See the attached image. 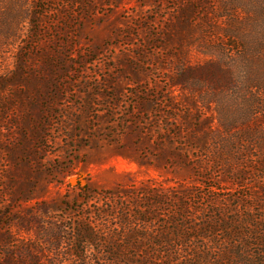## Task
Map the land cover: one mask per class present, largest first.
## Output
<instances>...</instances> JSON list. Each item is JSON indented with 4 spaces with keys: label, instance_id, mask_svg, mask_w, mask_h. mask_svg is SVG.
<instances>
[{
    "label": "trees",
    "instance_id": "obj_1",
    "mask_svg": "<svg viewBox=\"0 0 264 264\" xmlns=\"http://www.w3.org/2000/svg\"><path fill=\"white\" fill-rule=\"evenodd\" d=\"M171 3L172 14H155L144 26L145 43L162 54L157 69L166 70L164 86L131 95L141 98L136 105L145 121L137 123L157 141L156 161L185 171L190 181L116 183L100 191L78 181L77 197L88 212L70 226L65 218L48 226L41 219L40 244L4 239L0 264H264V73L246 78L264 39L244 34L245 15L264 29V0ZM42 12L30 10V25ZM192 52L204 58L191 61ZM20 75L3 79L0 91L26 79ZM141 159L140 165L153 163ZM203 190L215 198L201 196ZM39 211L49 212L43 201ZM11 225L0 222V229Z\"/></svg>",
    "mask_w": 264,
    "mask_h": 264
},
{
    "label": "rangeland",
    "instance_id": "obj_2",
    "mask_svg": "<svg viewBox=\"0 0 264 264\" xmlns=\"http://www.w3.org/2000/svg\"><path fill=\"white\" fill-rule=\"evenodd\" d=\"M110 1L0 0V87L3 79L21 73L26 78L0 91V222L12 224L0 229L1 249L4 239L14 245L40 244L43 236L35 230L41 219L48 226L65 218L70 226L88 212L77 197L78 181L96 191L116 183L151 180L172 186L176 180L190 181L185 171L156 161L157 141L137 123L145 121L136 105L141 98L131 95L141 92L144 97L164 86L166 70L157 69L163 57L145 43L144 26L155 14H172L173 3ZM30 10L42 12L33 26L26 18ZM246 20L245 15L248 39H264L261 23L258 28ZM202 58L198 52L190 56L191 61ZM248 67L246 78L264 73V43L252 53ZM145 156L153 163L140 165ZM200 195L215 198L207 190ZM28 196L32 198L25 200ZM40 201L49 210L46 215L40 214ZM252 204L256 207L255 200ZM21 222L30 226L28 232Z\"/></svg>",
    "mask_w": 264,
    "mask_h": 264
}]
</instances>
